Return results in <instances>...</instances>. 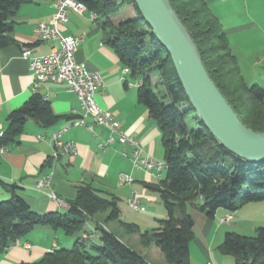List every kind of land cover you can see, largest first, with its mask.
<instances>
[{
    "label": "crops",
    "instance_id": "0c3cea01",
    "mask_svg": "<svg viewBox=\"0 0 264 264\" xmlns=\"http://www.w3.org/2000/svg\"><path fill=\"white\" fill-rule=\"evenodd\" d=\"M204 1L227 36L230 51L238 62L244 80L253 81L258 69L264 67V0ZM54 13L53 0H28L8 17L12 27L8 36L13 42L0 48V135L7 127L9 114L23 106L36 92L49 102L59 119L49 127L28 120L17 137L18 143L0 149V202L18 195L39 215L64 214L69 201L76 196L77 187L89 185L98 196L117 201L123 222L133 223L141 231H155L159 221L166 217V210L159 194L150 187L164 180L166 172H163L166 169L160 173L134 169L129 146L120 143L104 146L108 136L105 128L93 124L88 117L85 121L90 127L72 124L83 118L84 110L65 83H43L34 91L28 62L21 57V52L23 48H28L32 55H42L59 48L57 40L43 41L34 32L40 23L52 25ZM59 29L63 35L83 36L75 60L100 74L103 86L96 95L100 108L110 111L120 128L138 141L144 152L164 161L159 127L149 117L146 107L138 102L137 81L123 73L118 57L104 42L100 24L90 17L87 10L78 13L67 9L66 21L60 24ZM67 126L62 139L71 141L76 153L60 156L52 172L49 137ZM120 173L130 175L132 181L121 182L118 177ZM49 174H52L50 189H37L38 180ZM51 190L63 202V206H58L48 197ZM132 192L137 194L142 208L140 212L134 211L143 214L138 215L137 219L129 215L132 209L127 199ZM187 212L193 221L194 233L189 244L190 261L193 257L201 264H235L230 259L232 257L217 250L225 234L232 232L254 236L257 228L264 227V201L245 204L234 212L219 208L211 218L192 206L187 207ZM226 216L230 217L229 221L221 222L220 219ZM94 220H86L83 231L76 235L37 225L26 236L0 251V264L34 262L47 252L71 248L77 240L88 247L90 244L99 245V223ZM100 225L104 228L107 226L104 220ZM118 228L126 233L120 226ZM115 233L144 256L143 251L133 246L139 240L137 235L131 234L126 241L119 232ZM151 254L163 257L154 246L144 257L152 258Z\"/></svg>",
    "mask_w": 264,
    "mask_h": 264
},
{
    "label": "trees",
    "instance_id": "16d2710c",
    "mask_svg": "<svg viewBox=\"0 0 264 264\" xmlns=\"http://www.w3.org/2000/svg\"><path fill=\"white\" fill-rule=\"evenodd\" d=\"M28 0H0V48L13 41L8 36V17ZM103 30L104 42L136 80L137 100L148 110L161 132L166 174L150 187L166 210L155 231H141L123 222L114 198L105 199L89 185L77 187L66 213L39 215L18 195L0 202V251L26 236L35 226L46 225L67 235L83 231L86 220L107 213L104 222H117L127 234L138 236L144 247H156L168 264H191L189 244L194 238L192 206L211 218L225 209L234 212L245 204L264 201V161L249 162L227 151L209 132L192 109L176 75L168 52L153 36L133 0H79ZM190 34L203 66L239 120L249 129L264 133V90L248 86L230 51L227 36L204 0H168ZM132 3L137 18L115 22L123 4ZM157 76L158 85L151 78ZM180 106H187L180 110ZM194 113V126L186 122ZM59 119L48 101L36 92L7 117L0 135V149L14 146L24 124L32 120L52 126ZM99 245L77 240L69 249L47 252L37 261L22 264H149L112 230L97 225ZM217 250L235 264H264V227L254 236L228 232ZM94 254H93V253Z\"/></svg>",
    "mask_w": 264,
    "mask_h": 264
},
{
    "label": "built area",
    "instance_id": "2783aa9c",
    "mask_svg": "<svg viewBox=\"0 0 264 264\" xmlns=\"http://www.w3.org/2000/svg\"><path fill=\"white\" fill-rule=\"evenodd\" d=\"M53 7L55 9L53 24L40 23L36 25L34 32L43 41L57 40L60 44L59 48H53L42 55H32L31 50L28 48H23L21 52V57L28 62V69L34 83V91H37L43 83H65L68 89L77 96L79 104L84 110L83 118L72 122V124L90 127V124L85 121V118L88 117L93 124L107 130L108 136L104 146L120 143L132 149L131 162L134 169L155 173L164 171L166 169L165 161L156 160L150 154L144 152L139 142L120 128L112 113L100 108L98 105L96 95L99 88L103 86L100 74L89 70L84 64L75 60V54L84 39L83 36L63 35L60 32L59 26L66 21L67 9L83 13L86 11L84 4L79 0H53ZM89 15L95 18L94 13L89 12ZM123 73L129 74V69L123 67ZM137 85H139L138 82ZM67 129L68 126L49 137V143L52 147L50 156L52 172L60 156L76 153L75 145L71 141L62 139V134ZM51 176L52 174H49L39 179L36 184L37 189H50ZM118 177L121 182L130 183L132 181L130 175L126 173H120ZM48 197L58 206L64 205L52 190L48 193ZM127 204L135 212L142 211L135 192L131 193L127 199ZM229 219L230 217L226 216L221 218L220 221L228 222ZM83 238H86V236H83Z\"/></svg>",
    "mask_w": 264,
    "mask_h": 264
},
{
    "label": "water",
    "instance_id": "95a60500",
    "mask_svg": "<svg viewBox=\"0 0 264 264\" xmlns=\"http://www.w3.org/2000/svg\"><path fill=\"white\" fill-rule=\"evenodd\" d=\"M155 39L168 52L192 109L213 137L231 154L264 161V133L247 128L202 64L187 29L168 0H133Z\"/></svg>",
    "mask_w": 264,
    "mask_h": 264
},
{
    "label": "rangeland",
    "instance_id": "374dc122",
    "mask_svg": "<svg viewBox=\"0 0 264 264\" xmlns=\"http://www.w3.org/2000/svg\"><path fill=\"white\" fill-rule=\"evenodd\" d=\"M135 18H137V13H136V11H135L134 6H133L132 3H127V4L125 3V4H123L120 7V9L118 10V12L113 16V20L115 22H120V21H123V20L135 19ZM250 74L253 75V73H250ZM247 76H249V75H247ZM151 80H152V82H153L154 85H158L157 76L156 75H153L152 78H151ZM245 82H246V84L248 86L258 85L260 88H262L264 90V67H260L258 69V71L256 72L255 79H253V81L251 79H247V81H245ZM179 108H180V110L183 111V110H186L188 107L187 106H183V107L180 106ZM194 116H195L194 113H190V114L187 115L186 122H187L188 125L194 126V120H193V117ZM165 172L166 171H164L163 173H165ZM148 210H149V208H147V211ZM129 215H130V217L137 219V218H139L138 215H143V214H137V213H135L132 210V212ZM96 217L94 218L95 219L94 221L95 222L97 221V223L101 224V221H103L104 218L106 217V213L97 214ZM127 219H129V218H127ZM129 220H131V219H129ZM105 223L107 225L106 228H108V229H110V230H112L114 232H116V231L119 232L122 236L125 237L126 241H128L129 238L132 236L131 234H126L121 229H119L117 223H115V222H105ZM74 235H76V234H74ZM133 246H134V248L139 249L140 251H143L144 252V256H145V254H147V252L151 248V247H144V246H142L140 244L139 240H138L137 244L136 245H133ZM145 258H146V261L149 264H168V263L165 262V260L163 259L162 256H154V255H152V258H147V257H145ZM230 259L234 262V260L232 258H230ZM191 263L192 264H201V263L195 261V259L193 257H192V262Z\"/></svg>",
    "mask_w": 264,
    "mask_h": 264
}]
</instances>
